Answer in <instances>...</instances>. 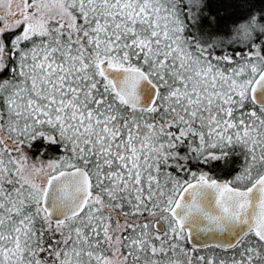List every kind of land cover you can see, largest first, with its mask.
<instances>
[{
	"label": "snow or ice",
	"instance_id": "1",
	"mask_svg": "<svg viewBox=\"0 0 264 264\" xmlns=\"http://www.w3.org/2000/svg\"><path fill=\"white\" fill-rule=\"evenodd\" d=\"M0 264H264V0H0Z\"/></svg>",
	"mask_w": 264,
	"mask_h": 264
}]
</instances>
